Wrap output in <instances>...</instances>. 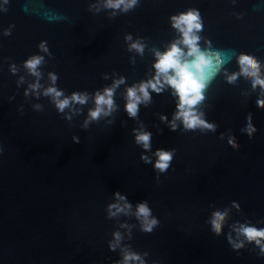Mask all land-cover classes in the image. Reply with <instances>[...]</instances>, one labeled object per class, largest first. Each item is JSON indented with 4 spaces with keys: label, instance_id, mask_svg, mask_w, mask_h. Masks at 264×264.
I'll use <instances>...</instances> for the list:
<instances>
[{
    "label": "water",
    "instance_id": "obj_1",
    "mask_svg": "<svg viewBox=\"0 0 264 264\" xmlns=\"http://www.w3.org/2000/svg\"><path fill=\"white\" fill-rule=\"evenodd\" d=\"M106 4L0 0V264H125L131 253L140 259L126 264H264V238L258 245L242 231L264 229V87L238 63L241 53L254 56L264 79V0ZM189 8L199 10L198 44L213 59L194 108L214 130L185 129L162 74L159 92L149 87L145 100L139 91L157 76V53L175 42L187 54L171 17ZM33 56L42 58L36 74L25 66ZM133 86L135 117L125 108ZM50 87L62 95L46 94ZM105 89L113 105L93 119ZM140 132L151 133L150 149L136 142ZM157 148L175 149L165 172L141 159L155 161ZM141 201L159 221L150 233Z\"/></svg>",
    "mask_w": 264,
    "mask_h": 264
},
{
    "label": "clouds",
    "instance_id": "obj_2",
    "mask_svg": "<svg viewBox=\"0 0 264 264\" xmlns=\"http://www.w3.org/2000/svg\"><path fill=\"white\" fill-rule=\"evenodd\" d=\"M136 0H107V7L117 9L121 5L124 6L123 10L127 11L129 8L133 7ZM173 22V27L178 29L182 35L181 43L187 46L188 52L184 53L183 49L178 46L177 43H172L171 46L163 53H157L158 59L156 60L154 67L157 71V76L153 80L147 82H142L139 86V91L143 94L145 100L149 99L148 88H152L154 91L159 92L160 88L157 87L161 83L160 75L162 74L166 83H168L172 88L175 89L176 94L179 96V104L177 105L178 111L175 113L176 118H182L185 129L194 130L197 127L208 128L214 130L215 124L208 123L206 120L200 118V115L195 111L194 106L197 105L203 99L202 90L205 88L206 83L209 79V74L213 67V59L209 53L200 50L198 41L200 37L196 35L203 27L200 17L199 10L196 8H189L185 12H181L178 15H173L171 17ZM40 47L47 50L45 47V42L42 41ZM138 51H142V47L139 44H133ZM185 55L193 57L191 60L184 59ZM41 57L33 56L25 61V66L29 68L33 74H36L37 65L41 62ZM238 63L241 65V72L245 75H251L255 79L253 80V86L259 85L264 87V79L260 78L259 72V62L254 56L247 53H241L238 57ZM235 73L229 80L231 81L235 78ZM55 77L53 76V80ZM54 94L55 97H59L62 93L55 88H48L46 94ZM112 89H105L104 94H97L96 104L97 108L90 111V116L93 119H97L101 113V105H107L110 109L113 105V100L111 99ZM128 102L125 105L126 111L131 117H135L138 113V104L140 103V96L137 95L135 86L128 89L127 92ZM72 99L80 103L85 102V97L79 95L78 93H73ZM69 100L65 98L64 100L57 101V107L59 110L63 109L68 105ZM258 107H264V100L257 101ZM161 119H166L165 116H161ZM176 128L175 124H172V130ZM249 137L252 133L256 131L255 126L251 123V116L248 117V124L245 129ZM136 142L142 144L145 150L151 147V133L150 132H140L135 137ZM73 140L79 143L78 137H73ZM229 143L234 147L236 142L234 139L230 138ZM175 149L167 150L163 148H157L154 155L156 156L155 161H152L149 157L141 153V159L145 163H152L154 169H158L160 172H165L170 167V163L173 160V152ZM120 199H124L120 193H115ZM117 207V205H109V208ZM137 212L139 216L144 217L143 231L152 232L153 226L157 225L159 221L151 216V210L147 203L141 201L137 205ZM216 219L212 221L213 228L216 233L221 231V221L223 220V214L215 213ZM243 234L247 237L248 241L255 240L259 245L261 243V238H264V229H257L255 227H244L242 229ZM117 238L119 234H116ZM110 247H114L110 244ZM234 247H242V244H235ZM264 251V248H262ZM139 255L135 253L126 254L124 261L125 264L129 260H139ZM119 264V262H117Z\"/></svg>",
    "mask_w": 264,
    "mask_h": 264
}]
</instances>
